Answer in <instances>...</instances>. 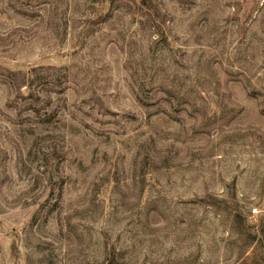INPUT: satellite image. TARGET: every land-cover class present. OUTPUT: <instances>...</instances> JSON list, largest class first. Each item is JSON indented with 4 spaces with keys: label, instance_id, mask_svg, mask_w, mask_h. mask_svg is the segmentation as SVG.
Returning a JSON list of instances; mask_svg holds the SVG:
<instances>
[{
    "label": "rangeland",
    "instance_id": "rangeland-1",
    "mask_svg": "<svg viewBox=\"0 0 264 264\" xmlns=\"http://www.w3.org/2000/svg\"><path fill=\"white\" fill-rule=\"evenodd\" d=\"M0 264H264V0H0Z\"/></svg>",
    "mask_w": 264,
    "mask_h": 264
}]
</instances>
